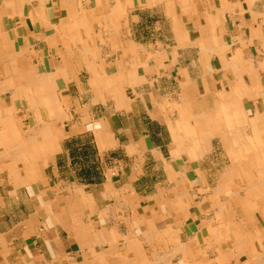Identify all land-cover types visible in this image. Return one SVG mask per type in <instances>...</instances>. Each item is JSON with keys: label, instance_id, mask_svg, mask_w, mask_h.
<instances>
[{"label": "crops", "instance_id": "0c3cea01", "mask_svg": "<svg viewBox=\"0 0 264 264\" xmlns=\"http://www.w3.org/2000/svg\"><path fill=\"white\" fill-rule=\"evenodd\" d=\"M262 152L264 0H0V264L229 256Z\"/></svg>", "mask_w": 264, "mask_h": 264}, {"label": "bare ground", "instance_id": "6f19581e", "mask_svg": "<svg viewBox=\"0 0 264 264\" xmlns=\"http://www.w3.org/2000/svg\"><path fill=\"white\" fill-rule=\"evenodd\" d=\"M21 2V1H20ZM118 2V1H117ZM21 15V14H20ZM121 17V16H120ZM43 21V20H42ZM48 22V21H47ZM45 23V22H44ZM72 24V23H71ZM69 34V33H68ZM66 35V34H65ZM71 35V33H70ZM70 37V36H69ZM178 39V38H177ZM180 39V38H179ZM74 40V39H73ZM72 41V39H71ZM180 41V40H179ZM178 41V42H179ZM182 47V46H181ZM73 48V47H72ZM87 50V49H86ZM85 50V51H86ZM133 56V55H132ZM13 68V67H12ZM89 68V67H88ZM87 69V68H86ZM63 74V73H62ZM136 76V75H135ZM99 79V78H98ZM135 79V78H134ZM58 92V91H57ZM261 92V91H260ZM8 94V93H7ZM55 94V93H54ZM55 97V95H54ZM55 117V116H54ZM59 117V116H58ZM255 117V116H254ZM255 119V118H254ZM251 120V119H250ZM203 122V121H202ZM255 122V121H254ZM34 123V122H33ZM49 123V122H48ZM252 124V123H251ZM42 125V124H41ZM46 128V127H45ZM30 131V130H29ZM260 132V131H259ZM29 133V132H28ZM33 132H31L32 134ZM37 133V132H36ZM252 135V134H251ZM35 136V135H33ZM254 138V137H253ZM30 139V138H29ZM27 141V140H26ZM197 141V140H196ZM198 143V142H197ZM20 144V143H19ZM18 145V144H17ZM199 145V144H198ZM257 145V144H256ZM261 145V144H260ZM25 146V145H24ZM198 147V146H197ZM249 147V146H248ZM199 149V148H198ZM252 149V148H251ZM200 150V149H199ZM248 150V149H247ZM250 152V151H249ZM6 153V152H5ZM241 153V151H240ZM18 154V153H17ZM247 154V153H246ZM253 155V153H252ZM256 155V154H255ZM254 155V156H255ZM23 156V155H22ZM191 156V155H190ZM262 156H264V152H262ZM257 157V155L255 156ZM257 159H260V158H257ZM20 161V160H19ZM261 161V160H260ZM253 165H254V168H255V172H249L250 175L248 177V181H247V184H248V188L247 191V196H249L251 199L250 201H248L246 204V200H242L240 201L239 198H236L235 201H233V204L231 202V205H234L235 206V209L238 211V213L241 215L242 218L245 219L244 222H241L239 221V224H234L233 225V229L231 234H230V245L228 246L227 244L226 245H223L221 244V246H219L221 248V250H224V249H228L229 250V256H225L223 254L222 251H218L217 253V259L213 262H208V264H227L228 263V257L232 260V259H240L242 258V253L247 249V247H250L252 248V251H257L258 248H262V243H264V162H261L259 163L256 158L253 160ZM260 174V178L259 177H256L255 174ZM254 174V175H253ZM238 195V194H237ZM231 196V195H230ZM176 198V197H175ZM184 199V198H183ZM262 199V201H261ZM223 202V201H222ZM250 204V206L248 208H250L251 210H249L250 212L246 213L245 210H247V204ZM225 204L224 202L223 203H220L217 207L219 209V211L221 212L220 213V216L224 217L225 214H222L225 210ZM216 206V205H215ZM233 206V208H234ZM246 206V207H245ZM256 206H260L257 210L258 211H252L253 208L255 209ZM262 206V207H261ZM228 207V206H227ZM226 207V208H227ZM241 210V211H240ZM245 213V214H243ZM239 220V219H238ZM243 221V220H242ZM226 225V224H225ZM218 226V225H217ZM229 226V225H228ZM224 228V227H223ZM220 231V230H219ZM230 231V230H229ZM146 232V231H145ZM144 232V233H145ZM213 232V231H212ZM148 233V232H147ZM143 234V235H148V234ZM150 235V234H149ZM148 235V236H149ZM211 235H213L211 233ZM145 237V236H144ZM147 237V236H146ZM145 237V238H146ZM152 237V236H151ZM143 238V237H142ZM149 237H147L148 239ZM209 238V237H208ZM214 238V237H213ZM216 238V237H215ZM207 239V238H206ZM149 241V240H148ZM218 241V240H217ZM212 243V241H210ZM209 242V243H210ZM219 242V241H218ZM218 242H216L218 244ZM224 242V241H223ZM131 243V242H130ZM208 243V244H209ZM220 243V242H219ZM225 243V242H224ZM207 244V243H206ZM214 244V243H213ZM143 247V246H142ZM182 247V246H181ZM215 247V246H214ZM218 247V246H217ZM135 248V249H134ZM145 248V247H144ZM153 249V248H152ZM143 250V249H142ZM142 250H141V247L135 243V245H133V243L129 244V247H128V250H127V254L128 252L130 253H134L135 255L137 254V256H140V260L141 261L142 259H145V260H142V261H148V262H142L143 264H152V259L150 260V258L148 257H145L144 255L142 256ZM155 250V249H154ZM227 250V251H228ZM144 251V250H143ZM157 251V250H156ZM159 251V250H158ZM157 251V252H158ZM176 251V250H175ZM156 252V253H157ZM183 252V251H182ZM259 252V251H257ZM256 252V253H257ZM264 252V251H261V253ZM124 253V252H123ZM151 253V251H150ZM156 253L153 252L152 253V257L154 260V263L153 264H156V262H159L161 261L162 264H164V260L162 261L163 257L160 258L156 256ZM215 253V252H214ZM109 254V253H108ZM116 255V253L114 254ZM119 255V254H118ZM117 255V256H118ZM121 256V255H120ZM125 256V255H124ZM248 256V255H247ZM109 257V256H108ZM110 257H112V255H110ZM109 257V258H110ZM116 257V256H115ZM122 257V256H121ZM124 259L120 262H116L117 259L115 260H111L112 262L109 263V264H124V260H125V257H123ZM101 259V258H100ZM104 259V258H103ZM113 259V258H112ZM164 259H167V258H164ZM254 259H257V258H254ZM253 259V260H254ZM242 260V259H240ZM246 260V258H245ZM105 261V260H104ZM108 261V260H107ZM133 261V260H132ZM166 261L165 260V264H166ZM230 261V260H229ZM238 261V260H237ZM251 261V260H250ZM256 261V260H254ZM136 262V261H135ZM134 262V263H135ZM242 262V261H241ZM257 262V261H256ZM259 262H264V256L260 255L259 259H258V263ZM103 262H101L102 264ZM126 263V262H125ZM132 263V262H131ZM130 263V264H131ZM160 263V262H159ZM158 263V264H159ZM250 263V262H249ZM137 264V263H136ZM161 264V263H160ZM254 264H257V263H254Z\"/></svg>", "mask_w": 264, "mask_h": 264}, {"label": "rangeland", "instance_id": "374dc122", "mask_svg": "<svg viewBox=\"0 0 264 264\" xmlns=\"http://www.w3.org/2000/svg\"><path fill=\"white\" fill-rule=\"evenodd\" d=\"M258 177H260V174L258 175ZM248 185V184H247ZM246 183H238V193H239V195H234V193L235 192H233V196L232 197H229V202L231 201L232 202V204H233V201H235L236 200V198H239V200L240 201H242V200H246V202H245V204L248 202V201H250V197L249 196H247V193H248V191H246V189H244L246 186ZM237 193V194H238ZM227 196H222V195H219L218 197H214V198H212V199H209L208 200V202H210L211 204L212 203H217V206L220 204V203H223L224 202V198H226ZM223 201V202H222ZM261 201H262V199H261ZM224 205V204H223ZM220 206V205H219ZM233 206L234 205H230V203H229V209H230V211H231V213H232V215H231V217H232V222L233 223H236V224H239V221H241V222H243V221H245V219L244 218H242L241 217V215L238 213V211L235 209V206H234V208H233ZM247 208L250 206V204L248 203L247 205ZM245 206V207H246ZM251 207V206H250ZM260 206H256L255 207V209L253 208V210L252 211H258L257 209L259 208ZM262 207V206H261ZM262 208H264V207H262ZM249 210H251L250 208H248L247 210H245V212L246 213H248V212H250ZM241 211V210H240ZM243 214H245V213H243ZM239 219V220H238ZM243 220V221H242ZM165 233V232H164ZM144 234H146V232L144 233ZM148 234V233H147ZM150 234V235H149ZM148 235H142L141 236V241H139V242H141V243H148V244H150L152 241L153 242H160V243H162V244H164L165 243V241H167V240H165V234H163V233H161V232H159V231H152V232H150ZM147 236V237H149L148 239H147V237L145 238V237ZM152 236V237H151ZM143 237V238H142ZM167 237V236H166ZM149 240V241H148ZM146 243L145 244H143V245H141L140 247H141V250H142V256L144 255L145 257H149L148 255H146L147 254V252H146V250H145V248L144 247H146L147 245H146ZM160 243H154L155 245L154 246H152V248H153V252H157L158 250L160 251V250H163V251H165L164 250V247L162 246L161 247V245L162 244H160ZM143 246V247H142ZM161 248V249H160ZM155 249V250H154ZM127 250H128V248H126V253H125V260H124V264H130L131 262V264H143L142 262H148V261H142V260H145V259H142L141 261H139L141 258H140V256H135V254H133L134 255V260L133 261H130V260H128L127 259ZM157 250V251H156ZM159 251L156 253V256L157 257H159L158 255H159ZM257 251H259V252H257ZM257 251H252V248H251V246L250 247H247V249L242 253L243 255L245 254V253H248L249 255L247 256L248 258H250L249 260H244V261H242V262H236L237 260L236 259H234V261L235 262H228L227 264H254V263H257V264H264V262H259L258 263V259H259V257H260V255H262V256H264V252H262L261 253V251H264V243H262V248H258V250ZM257 252V253H256ZM164 258H166L165 256L163 257V259H162V261L164 260V264H165V260H167V259H164ZM254 258H257V259H254ZM256 260V261H254V260ZM251 260V261H250ZM136 261V262H135ZM126 262V263H125ZM135 262V263H134ZM161 264H162V262L161 261H159ZM159 262H156V264L157 263H159ZM250 262V263H249ZM159 263V264H160ZM166 264H167V261H166ZM204 264H208V262H204Z\"/></svg>", "mask_w": 264, "mask_h": 264}]
</instances>
